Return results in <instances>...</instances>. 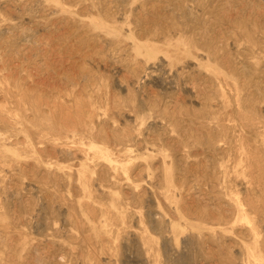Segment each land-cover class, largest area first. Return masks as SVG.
<instances>
[{
  "label": "rangeland",
  "instance_id": "1",
  "mask_svg": "<svg viewBox=\"0 0 264 264\" xmlns=\"http://www.w3.org/2000/svg\"><path fill=\"white\" fill-rule=\"evenodd\" d=\"M0 264H264V0H0Z\"/></svg>",
  "mask_w": 264,
  "mask_h": 264
}]
</instances>
